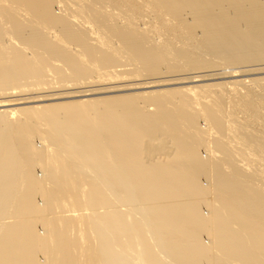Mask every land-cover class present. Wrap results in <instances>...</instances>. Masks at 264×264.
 Listing matches in <instances>:
<instances>
[{"label": "bare ground", "instance_id": "1", "mask_svg": "<svg viewBox=\"0 0 264 264\" xmlns=\"http://www.w3.org/2000/svg\"><path fill=\"white\" fill-rule=\"evenodd\" d=\"M0 264H264V0H0Z\"/></svg>", "mask_w": 264, "mask_h": 264}, {"label": "rangeland", "instance_id": "2", "mask_svg": "<svg viewBox=\"0 0 264 264\" xmlns=\"http://www.w3.org/2000/svg\"><path fill=\"white\" fill-rule=\"evenodd\" d=\"M260 75H263V74H260ZM201 124V123H200ZM201 126H203V127H205L204 125H202L201 124ZM35 143L37 144L38 143V145L40 144L41 145V143H39V141L37 142V139H36V141H35ZM200 153H202L201 155H204V156H206L207 154H206V152H205V149H203V148H201L200 149ZM251 169V168H250ZM253 169V168H252ZM202 181H203V179H202ZM205 183V182H204ZM39 199V200H38ZM36 200L38 201V203L40 202L41 203V200H40V198L39 197H37L36 198ZM123 207L120 205V209H122ZM101 210V209H100ZM204 210V212L206 211V209H203ZM70 211H67V212H65V213H69ZM71 213V212H70ZM38 230H40L41 231V229H40V226H38ZM38 258L40 259V260H43V258H42V256H38Z\"/></svg>", "mask_w": 264, "mask_h": 264}]
</instances>
